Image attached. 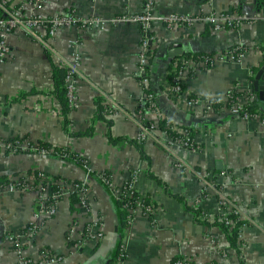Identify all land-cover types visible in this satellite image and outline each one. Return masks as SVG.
Returning a JSON list of instances; mask_svg holds the SVG:
<instances>
[{
	"label": "crops",
	"instance_id": "obj_1",
	"mask_svg": "<svg viewBox=\"0 0 264 264\" xmlns=\"http://www.w3.org/2000/svg\"><path fill=\"white\" fill-rule=\"evenodd\" d=\"M6 2L26 8V0ZM144 3L145 0H45L40 12L47 16L72 12L81 19L93 15L108 18L143 12ZM152 9L156 18L172 13L191 16L212 9L234 10L245 20L237 29L219 33L204 24L169 29L154 20L149 34L152 54L142 76L145 85L137 76L143 31L135 23L107 25L103 29L81 24L62 26L50 42L58 57L22 29L7 35L10 53L0 63V137L27 136L32 142L42 140L53 147H68L87 161L90 173L54 155L0 151V176L30 177L29 170H38L72 182L90 175L86 182L90 203L95 213L103 214L105 219L103 239L90 240L72 251L74 241L67 239V224L73 215L74 222L83 221L86 213L68 196L53 219L46 220L37 236L27 243L26 254L33 259L45 253L63 258L53 264H171L178 256L190 258L193 264H264L262 122L243 120L225 108L207 110L199 102L176 103L163 91V78L172 59L186 53L218 54L233 45L248 46L243 61L219 62L199 69L185 88L197 98H221L235 83L246 81L248 66L257 65L263 57V52L253 45L264 41V4L258 7L256 0H154ZM74 56L78 58L74 77L77 106L69 115V131L75 133L69 136L63 129L57 99L49 91L51 64L66 66ZM23 93V98L16 99ZM147 93L153 96L154 103L139 111V102ZM98 97L110 108L106 115L111 121L109 126L103 120L92 121ZM155 118H166L181 129L196 126L199 149L171 144L163 132L149 130L142 143L145 156H141L135 140L143 121ZM117 138L121 139L114 141ZM102 171L108 172L116 185L134 175L137 194L149 197L155 204L152 219L139 209L122 230L120 241L124 246L122 250L120 245L115 259L120 233L117 207L108 190L91 173ZM35 196L34 190L28 194L0 193V264H18L6 241V231H19L40 222ZM185 204L200 206L202 218L209 224L196 222ZM222 206L248 223L240 228L235 246L210 219Z\"/></svg>",
	"mask_w": 264,
	"mask_h": 264
},
{
	"label": "built area",
	"instance_id": "obj_2",
	"mask_svg": "<svg viewBox=\"0 0 264 264\" xmlns=\"http://www.w3.org/2000/svg\"><path fill=\"white\" fill-rule=\"evenodd\" d=\"M45 0H26L25 6H14L13 4H8L6 0H0V63L3 62L10 53L9 46L7 45V35L15 30L16 28H23L25 33L35 40H37L41 46L46 50L49 51L54 57H58V54L55 48L51 45V41L54 38L55 34L57 33L58 29L62 26L66 25H90L96 28L103 29L107 25H118L121 23H135L139 25L143 31V39L141 42V51L139 52V64L137 67V76L140 79V84L145 85L146 79L142 78L143 74L145 73L146 65L150 59V55L152 54L153 46L151 45V39L149 37L151 25L154 20H159L164 26L168 27L169 29L174 26H181L186 28H192L195 24H210V29L216 33L223 32L226 30H233L237 29L245 20L241 14L234 10H225V11H215L210 10L207 12H200L195 15H184V14H169L165 17H155L153 15V4L154 0H145L144 3V10L143 12L137 14H122L116 17H100L98 15H93L91 17L81 19L77 17L74 13L68 12L65 14L60 15H51L47 16L40 12V6L43 4ZM261 44V42L255 44ZM254 44V45H255ZM253 45V47H254ZM241 46L246 45H236L233 49L227 48L223 52L218 54H209V56H202L198 59L190 56L185 58L184 55L176 57L173 59L171 64V70L174 72V76L172 77V83H170L166 75L168 74V69L165 73L163 78V91L164 93L169 96L173 101L176 103H184L187 101L188 104L193 103H203L205 109L210 110L212 109V103L214 100H226L228 98L227 92L235 88L237 91L241 93L236 96L232 105L230 107L223 106L221 108L227 109L233 115H236L243 120H253V119H260L262 125L264 126V119L261 117L260 114L251 115L247 111H244V106L249 102L255 101L257 99V95L253 92V83L249 80L250 76L252 75V71L248 66V76L246 81L241 83H235L229 90L225 93L223 97H210V98H193L189 99L188 95L190 94L187 89L185 88V84L188 79L194 75L199 69L211 67L219 62L225 61H243L245 55L248 51L245 48L244 50H240L236 52ZM78 58L74 56L71 63L66 65L68 69V73L66 76V85H67V98L71 108H75L77 106L76 97L74 95V77L77 73L78 69ZM262 61V60H261ZM171 63V62H170ZM170 65V64H169ZM264 65V64H263ZM153 105V96L149 93L145 94L138 105L139 111H142L145 108L146 104ZM109 108V107H108ZM112 109V108H111ZM110 111V108H109ZM160 118H155L153 121H150V125L146 126L144 123L141 125V133L138 138L143 139L146 132L150 131H157L158 120ZM144 120V119H142ZM145 122V121H143ZM172 126L174 129H177L178 132L186 137V131L177 128L176 125L173 124ZM161 132V131H160ZM164 133V132H163ZM165 134V133H164ZM166 135V134H165ZM167 136V135H166ZM168 141L171 144H176L179 147H185L191 150H195L199 147V145L195 142V137L192 143L188 142L186 137V141L180 139H172L171 137L167 136ZM10 138H1L0 137V151L4 152L5 149H9V153L15 154V145L8 141ZM144 140V139H143ZM28 144L27 140H24L21 143H16V146L20 147L22 150L29 148H36V144ZM199 149V148H198ZM39 154H49L41 150ZM51 155V154H50ZM62 158V157H61ZM84 169L89 172V167L86 164L82 166ZM90 173V172H89ZM32 174V173H30ZM39 179L38 182L35 184L34 174L30 177L27 175H17L15 178L9 177V183L5 186H0V193L2 191L7 192H19L25 193L29 192V190L35 191V204H36V214L42 215L43 213L49 212V210H54V207L57 201L61 198L60 191L61 189L65 188L67 191V197L71 193H76V196L80 197V201L78 204L80 207L85 211L86 215L89 214V219L84 224V228L82 231L85 232V237L89 236L90 232H96L94 238H100L102 232V222L100 218H98V222L96 221L95 214L90 212V208L86 202L85 194L87 192V185L84 181H80V184L76 183H66L63 180H60L57 183L59 190L56 192H52L51 186L54 184L53 180L42 171H39ZM97 179L101 181V184L108 190L110 196L113 200H118L122 196L125 198H132L137 194L135 187H134V175L125 181L122 184L116 185L111 175H106L104 171L97 173ZM61 183V184H60ZM138 197L135 196V208L132 211V217L129 219L131 221L135 214L138 213L139 209L141 208V196L137 194ZM225 206V205H224ZM148 213L151 215L153 214L154 208L147 207ZM146 213V215H148ZM226 215L228 213L224 207V209L216 210V213H213L211 216L212 220L216 214ZM226 223H231L230 220H226ZM36 226L35 224H29L25 226L22 230L19 231H12L7 232L6 241L10 244L12 250L15 252L17 263L18 264H53L58 261H62L63 258L59 255H54L51 253L43 254L39 259H33L30 255L26 254V248L22 246L21 239L23 237H33L36 234ZM70 240V238H68ZM84 242H75L73 244L72 251H76L83 245ZM121 246L123 250V242L121 241ZM123 255V253L121 254ZM171 264H193L192 262L183 258H178L173 261Z\"/></svg>",
	"mask_w": 264,
	"mask_h": 264
},
{
	"label": "trees",
	"instance_id": "obj_3",
	"mask_svg": "<svg viewBox=\"0 0 264 264\" xmlns=\"http://www.w3.org/2000/svg\"><path fill=\"white\" fill-rule=\"evenodd\" d=\"M257 1V5L258 7L262 4H264V0H256ZM9 3H7L8 5ZM1 14V13H0ZM206 27H208V29H210V24H205ZM236 45L230 46L229 49H233ZM247 49L246 46H241L236 52L240 51V50H244ZM254 48L260 50L263 52V57H262V61L260 63H258L257 65H253V66H249L250 70L252 71V75L250 76L249 80L251 81V83H253L254 81V76L255 74L258 72V70L261 68V66L264 64V41L261 42V44H255ZM152 51V50H151ZM48 52V51H47ZM185 58H188L190 56H193L194 58L198 59L202 56H209V53H186L183 54ZM173 62V59L169 65L168 68V74L166 75L167 80L172 83V77L174 76V72L171 70V64ZM68 73V69L66 66H61V65H55L54 63L51 64V80H52V87L51 90L49 91V93H51L53 96H55V98L57 99V102L60 106V110H61V114L63 117V129L65 130V132L67 134H69V136H71L72 133L69 131V127H70V112H71V106L69 104L68 98H67V85H66V76ZM147 91V90H146ZM253 92H255L253 90ZM29 93H38L37 91L35 92H29ZM241 92L237 91L235 88L230 89L227 94H228V98L226 100H214L212 103V107L214 111H218L221 107L226 106V107H230L234 101V99L236 98V96H238ZM257 95V92H255ZM24 93L23 94H19V96L16 99H20L24 97ZM189 99H193L196 98L195 95L193 94H189L188 95ZM96 104H97V111L96 114L94 116V118L92 119V121L94 120H103L106 122L107 126L110 125L111 121L109 119L106 118V115L109 112V108L107 104L103 103V98L98 97L96 98ZM264 104V100L260 101L258 99V95H257V99L255 101L249 102L248 104H246L244 106V111H247L249 114L251 115H255V114H260L261 117L264 119V109H262ZM149 104L147 103L145 105V107H148ZM146 126L150 125V121L146 120L144 123ZM157 130L164 132L168 137H171L172 139H180L183 141H186V137L188 139L189 143H192L195 137V134L198 132V128L196 126H185L182 129L185 130L186 133V137L181 135L177 129H174L172 126V121L166 119V118H160L158 120V125H157ZM79 134V133H78ZM121 138H117L116 140H119ZM24 140H27L28 144H33L32 141L29 140V138L27 136L24 137H13L10 138V141L13 146L15 145V154L17 153H39L41 152V150L48 152L51 155H54L56 157H62L63 159L67 160V161H72L75 162L76 164H79L80 166H83L84 164L87 163V161L81 157L80 155H78L77 153L71 151L68 147H61V146H51L49 143L42 141V140H38L36 142H34L36 144V148H29L27 147L26 149L22 150L20 147L16 146V143H21ZM133 141V140H131ZM134 142V141H133ZM142 143H143V139L141 138H137L135 140V145L137 147V150L139 151V153L141 154V156H145L143 153V149H142ZM9 153V149H5L4 150V154H8ZM27 173H32L34 174V178H35V184L38 182L39 179V171L38 170H29ZM92 174L95 175V177L97 176V174H95L94 172H91ZM106 175H108V172H104ZM48 175V174H47ZM51 180H53L54 184L51 186V190L52 192H56L59 190V187L57 186V183L60 180H63L66 183H71L69 180L67 179H63L59 176H51L48 175ZM99 180V179H97ZM73 183L76 184H80V180H74L72 181ZM99 182L101 183V181L99 180ZM9 183V180L7 178V176H0V186H5L6 184ZM70 197V201L72 204L74 203H78L80 201V197L76 196V193H71L69 195ZM136 197H138L137 194H135ZM135 196L132 198H125V196H122L120 199H116L114 200L115 205L117 207V219H118V227H119V236H118V244H117V248H116V252L114 255L115 259L118 256V253L120 251V243H121V238H122V230H124L128 225H129V219L132 217V211L135 208ZM150 208H154L155 204L153 202L150 201L149 197H145V198H141V212L143 214L148 213L149 211H147V207ZM185 208L187 210H189L190 212H192L194 219L196 220V222L199 223H204V224H209L207 219H203L202 217L204 216L203 210L201 209V207H190L188 205L185 204ZM223 208V206H222ZM224 209V208H223ZM148 217L150 219H152V215L150 213H148ZM226 220H230L231 223H226ZM248 224L245 220H241L238 218V215L234 212H229L226 213V215H222L220 214H216L214 217V220L212 222V225H216L219 226L223 232L226 235L227 240L229 241L231 246H235L236 240L238 239L239 236V232H240V228L244 225ZM123 256V255H121ZM178 258H183L181 256L175 257L173 261H175ZM112 259V260H113ZM171 262V263H172ZM111 262H109L108 264H110Z\"/></svg>",
	"mask_w": 264,
	"mask_h": 264
},
{
	"label": "rangeland",
	"instance_id": "obj_4",
	"mask_svg": "<svg viewBox=\"0 0 264 264\" xmlns=\"http://www.w3.org/2000/svg\"><path fill=\"white\" fill-rule=\"evenodd\" d=\"M16 29H22V30H24L23 28H16ZM15 29V30H16ZM42 155V154H41ZM44 155H46V156H49L50 154H44ZM58 158H60V157H58ZM45 175H46V173L45 172H43ZM91 179V177H90V175H84V177H82V179H80V180H82V181H84L85 182V184L87 185V181L89 182V180ZM61 184V183H60ZM29 192H30V190H29ZM25 193H27L28 194V192H25ZM22 194H24V193H22ZM60 194H61V198L57 201V203H56V205L55 206H53L54 207V210H49V212H47V213H43L42 215H37L39 218H40V222L39 223H30V224H35V226H36V234L33 236V237H29V238H27V237H23L22 239H21V243H22V246L24 247V248H26L27 247V243H29L31 240H33L36 236H37V234H38V230H41L42 229V227H44V222L47 220V221H49V220H52L53 219V217L56 215V213L59 211V208H60V205H61V201L63 200V199H65V198H67V191H66V189L65 188H63V189H61V191H60ZM85 198H86V202H87V204H88V206H89V208H90V212H92L93 214H95V217H96V221L98 222V218H100V221L102 222V232H101V237H100V239L99 240H101V239H103L104 238V227H105V219H104V216H103V214H97V213H95V210H94V208L92 207V205H91V203H90V193H89V190H87V192H86V194H85ZM68 199V198H67ZM74 216V215H73ZM72 216V217H73ZM86 217L85 218H83L82 220L83 221H80L79 219L78 220H76L75 222H74V218H70V220H69V222H68V224H67V227H66V231H65V233L67 234V239L68 238H70L71 239V241H74V243L76 242L77 243V241H79V242H84V243H86V242H89L90 240H95V238H94V235L95 236H97L96 235V232H90L89 233V236H87V237H85V232L84 231H82V229L84 228L83 227V224L87 221V220H90L89 219V214L88 215H85ZM27 226V225H26ZM6 232H9V231H6ZM70 241V240H69ZM66 257V256H65ZM184 259H186V260H188V261H190V262H193L190 258H188V257H184ZM60 261H58L57 263H59ZM62 263V262H61Z\"/></svg>",
	"mask_w": 264,
	"mask_h": 264
},
{
	"label": "water",
	"instance_id": "obj_5",
	"mask_svg": "<svg viewBox=\"0 0 264 264\" xmlns=\"http://www.w3.org/2000/svg\"><path fill=\"white\" fill-rule=\"evenodd\" d=\"M174 57L176 56H173L172 58ZM253 90L257 92L258 99L260 101H263L264 100V65L261 66V68L254 76ZM115 230H117V227H115Z\"/></svg>",
	"mask_w": 264,
	"mask_h": 264
},
{
	"label": "bare ground",
	"instance_id": "obj_6",
	"mask_svg": "<svg viewBox=\"0 0 264 264\" xmlns=\"http://www.w3.org/2000/svg\"><path fill=\"white\" fill-rule=\"evenodd\" d=\"M57 214V213H56Z\"/></svg>",
	"mask_w": 264,
	"mask_h": 264
}]
</instances>
